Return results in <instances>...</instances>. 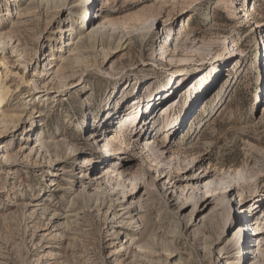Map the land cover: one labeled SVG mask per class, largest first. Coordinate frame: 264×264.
<instances>
[{
	"label": "rangeland",
	"instance_id": "obj_1",
	"mask_svg": "<svg viewBox=\"0 0 264 264\" xmlns=\"http://www.w3.org/2000/svg\"><path fill=\"white\" fill-rule=\"evenodd\" d=\"M41 1L0 0V264H264V0H96L88 29L82 0ZM60 29L81 50L68 52ZM117 129L138 132L122 138L130 154L100 164L99 137ZM36 134L75 158L39 151ZM229 184L201 213H177L176 202ZM130 216L137 230L125 236ZM244 220L259 235L243 263L228 240Z\"/></svg>",
	"mask_w": 264,
	"mask_h": 264
},
{
	"label": "bare ground",
	"instance_id": "obj_2",
	"mask_svg": "<svg viewBox=\"0 0 264 264\" xmlns=\"http://www.w3.org/2000/svg\"><path fill=\"white\" fill-rule=\"evenodd\" d=\"M45 1V0H44ZM48 1V0H47ZM47 1H46V3H47ZM51 0H49V2H50ZM59 1V0H58ZM62 1V0H61ZM65 1V0H64ZM96 0H82L81 1V3L78 5V4H76V7L77 8H79L80 9V12H79V19H81V20H83V21H86L87 19H88V21L89 22H87L88 23V25H87V29L90 27V25H91V15H90V11H89V5H91V4H94V2H95ZM39 2V1H38ZM41 2H43V0L41 1ZM41 2H40V4H41ZM48 2V3H49ZM52 2H54L53 4H52ZM56 2V3H55ZM52 5H51V7L52 8H57V7H60V6H62V5H64V2H61L62 4H60V3H57V0H54V1H51L50 2ZM66 3V2H65ZM43 4V3H42ZM236 5V4H235ZM43 6H44V4H43ZM46 6H49L48 4H46ZM50 7V6H49ZM47 9H48V7H46ZM60 8H62V7H60ZM237 9H240L239 7H237ZM89 11V12H88ZM25 13V12H24ZM26 13H28V11H26ZM20 14V13H19ZM26 15V14H25ZM248 17V16H247ZM83 18V19H82ZM23 24V23H22ZM22 24L20 23V24H16L18 27V30H20L21 28L20 27H22ZM78 24H82L81 22H78ZM80 27V26H79ZM150 27H152V25L150 26ZM20 28V29H19ZM16 29V28H15ZM94 30V29H93ZM60 39H59V43H62L64 46H67L68 47V52H71V51H73V50H81L80 49V47H82V45H84V40H82V39H79V40H77V38H76V36H74V37H71V34H68V35H66V31H64L63 32V29H60ZM70 32H72L71 31V29H70ZM82 34V33H81ZM83 34H85V36L84 37H89V38H93V37H96L97 35H98V32H97V29L96 30H94V31H91V33H89V34H87V33H83ZM87 34V35H86ZM76 35V34H75ZM1 36V35H0ZM66 36H67V38H66ZM259 36H261V34L259 35ZM263 37V36H262ZM26 38H27V35H26V33H24V32H22V31H20V36H19V38H18V41L20 42V43H25V40H26ZM88 39V38H87ZM86 43V42H85ZM124 43V42H123ZM118 44V43H117ZM122 44V43H121ZM5 46H6V43L4 44ZM123 45V44H122ZM121 45V46H122ZM118 46V45H117ZM115 48V47H114ZM261 48V47H260ZM63 48H60L59 49V51H63L62 50ZM2 50L4 51L5 49L4 48H2ZM74 51V52H75ZM77 52V51H76ZM259 57H260V59H261V61H262V51H260L259 52ZM264 57V56H263ZM45 59V58H44ZM43 59V60H44ZM48 60H49V62L46 64V70H45V75H46V73L47 72H49V70H50V68H51V66H53V65H55V64H52L51 63V61H54V58L53 57H48ZM147 60H149V58H147ZM64 61H65V59H62V64H64ZM51 65V66H50ZM68 65V64H67ZM186 64L185 63H183L182 64V66H185ZM44 66H45V63H44ZM61 67H62V65H61ZM218 68H219V66H218V64L217 65H215V64H213V66H212V68H211V70H210V72L209 73H212V71H216V70H218ZM58 71V70H57ZM52 74V72L47 76L48 78L50 77V75ZM51 78H53V76L51 77ZM178 78V77H177ZM54 79V78H53ZM172 79V78H171ZM59 80H61L60 78H59ZM58 80V81H59ZM175 81L176 80H174V83H173V85L175 84ZM179 82H182V81H179ZM60 83V82H59ZM1 84V83H0ZM4 85H6V83H4ZM173 85H172V87H173ZM2 87H4V88H2V91H1V94H0V105H1V103L5 100V97H6V95H7V93H8V90H7V87L5 88V86H2ZM171 87V88H172ZM194 87H195V85H194ZM255 99L256 100H258V98H257V95L255 96ZM260 99V101L262 102V97H260L259 98ZM109 107H110V105L108 106V108H107V111H108V109H109ZM133 110H134V107H129L127 110H126V112L122 115V117L120 118V122H125L129 117L131 118L132 116H134L135 114L134 113H132L133 112ZM107 111H105V112H107ZM103 115H104V113H103ZM158 115V112L157 113H155V115L154 116H152L151 117V119L149 120V122L147 123V127H145V131H144V135L146 134V132H147V130L150 128H152V127H154L156 124H155V122H156V116ZM39 116H40V114H39ZM107 118V117H106ZM110 118H112V117H110ZM140 119H142V117L140 118ZM108 121L110 120V119H107ZM140 121V120H139ZM135 122V120L132 122H129V123H134ZM119 123V122H118ZM151 124V126L149 127V125ZM171 124V122L169 121V122H167V126L168 125H170ZM144 125V124H143ZM158 125H160V123L158 124ZM157 126V125H156ZM144 126H142V128H143ZM176 128V127H175ZM176 129H179V128H176ZM101 130V132H102V130L103 131H106V123H103V125L101 126V128L98 130V129H94L93 130V132H92V138L91 139H93V138H95L96 137V133H98V131H100ZM108 130V129H107ZM31 131V129H28L27 130V133L26 134H28L29 132ZM162 132V131H161ZM161 132H159L158 134H156V136H155V138L156 137H158L160 134H161ZM131 133H133V136L130 138V140L131 139H135L134 138V136H136L137 134H138V132L136 131V129L135 130H132V129H129V131H126V130H120V129H117L115 132H111L110 134H106L103 138H101V137H99V139H101V141L104 139L105 140V143L103 144V145H101V146H99V144H97V146L96 147H98L99 146V149H101V152H103V154H104V158H100V164H102V163H106L107 162V160H110L115 154L118 156V155H120V154H124V153H126V154H130L129 152V150H128V148H126V146H122V138H124V137H126V136H128L129 134H131ZM174 133H176V130H174L173 131V133L172 134H174ZM25 139H27V138H25ZM155 140V139H154ZM154 140H152L151 142L149 141L148 142V139L147 140H145L146 142H145V145L146 144H148V143H150V145L154 142ZM164 141H161V143L159 144V145H164V143H163ZM35 143L37 144L36 146L38 147V149H39V151H45V152H47V151H50V150H53V155H54V157H55V160L57 161V162H61V161H67L68 159H74L75 158V156H76V154H74V150H72V147L71 148H69V151L66 153V155H65V157L63 158V157H61L60 158V154L58 153V146L56 145V143L55 142H51L50 143V141H48V142H41L39 139H38V135L36 134V136H35ZM120 143V144H119ZM11 144V140H10V143H9V145ZM31 152L33 151V149H31L30 150ZM34 151H36V148H35V150ZM96 154V156L97 157H99V154H100V151L98 152H96L95 153ZM15 157H16V155H15ZM92 160L93 159H88L87 157H81L80 159H79V165H81V167H89L90 166V164H92L93 162H92ZM98 162V161H97ZM94 168H96V166H94ZM143 170H145L146 171V175L147 176H149L150 175V169H148V168H143ZM152 172V171H151ZM209 174H210V172H206V174H205V177H207V176H209ZM52 175H54V176H58V174L57 173H53ZM102 174H99V175H96V177H95V179L90 183H88L87 184V187H88V189H90V187H92V186H97L98 184H99V182H98V180L100 181L101 179H102ZM79 177H83V178H86V176L84 175V174H82V175H80ZM193 179H196V180H198V178H193ZM205 179V178H204ZM52 181V180H51ZM56 183H54V184H51L52 186H54ZM58 186V185H57ZM56 186V187H57ZM238 187V185L236 186V185H226L225 186V190H222L221 192H218L217 194H212V193H208V192H206V194H202L200 197H199V199L197 200V202H194V201H188L187 200V198L188 197H186L185 199H182V201L181 202H176L175 204H176V206H177V213L179 212V214L180 213H182L189 205L190 206H192V212H198V213H201L204 209H206L211 203H214V201H213V199L212 200H209L208 201V199L209 198H211L212 196H214V198H217L218 197V195H220V196H222V197H226V196H228L229 194H230V192H232L235 188H237ZM134 189V187H132V189L130 190V191H127L128 193H129V195H131L132 193H134V192H132V190ZM152 193H155L156 192V190L155 189H152V191H151ZM116 193H118V192H116ZM165 194H166V192H165ZM118 195V194H117ZM78 196H82L81 194H79V195H77V197ZM165 196V195H164ZM81 198V197H80ZM171 200H173V199H171ZM170 201V198L169 197H166V202L167 203H170L169 202ZM198 201H200V205H199V207H198ZM229 201H231V200H229ZM74 202V201H73ZM72 202V203H73ZM261 202H264V199H262L261 200ZM204 203V204H203ZM203 204V207H201L200 208V206ZM70 205H72V204H70ZM110 206L108 207L109 209L111 208V206H112V208L111 209H113L114 211H115V208L117 207V206H121L122 204H120V202H119V204L118 203H116V204H114V203H112V205L111 204H109ZM105 206V205H104ZM71 207V206H70ZM258 207H260V205L259 206H257L256 208H255V214L256 215H258L259 213H258V211H257V209H258ZM104 208V207H103ZM47 208H45V210H46ZM108 210V209H107ZM68 212V211H67ZM246 212V209H243L242 208V206L238 209V211L237 212H234V221H237V220H239V218H240V213H245ZM65 213V212H64ZM125 213H129V211H127V212H125ZM115 214H117L116 212H115ZM130 214V213H129ZM60 215V214H59ZM121 217V216H120ZM207 216H205L204 218H206ZM192 218V217H191ZM191 218H189L188 220H187V223H190L191 222ZM64 222H68L67 220L69 219V215L66 213L65 214V216H64ZM132 220H133V218L130 216L129 218H127L126 220H123V221H121L122 222V227L123 228H125V236H127V235H129V233H128V231H136L137 229L135 228V221H133L132 222ZM238 222V221H237ZM186 223V224H187ZM244 223V224H243ZM241 225H240V227H239V229L237 230V231H235V235L233 236V238H231V239H229L228 240V243H229V245H231V249L232 250H237V254H235V255H233V258H237V259H240V258H242V261H243V263L246 261V259H247V255L251 252V251H253L252 249H247L246 247H248L247 245H248V243L250 242V235H259V232H251V230L252 229H250V227H248V221L247 220H244V222H243ZM135 229V230H134ZM237 235H239V236H243V239H242V242H238L239 240H236V236ZM248 235H249V237H248ZM241 240V239H240ZM244 245H246V247H243ZM252 246H254L255 244L253 243V244H251ZM245 249V250H244ZM244 252H246V255L245 256H243L244 255ZM235 264H239V262H235Z\"/></svg>",
	"mask_w": 264,
	"mask_h": 264
}]
</instances>
